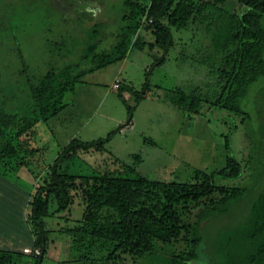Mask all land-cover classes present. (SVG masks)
<instances>
[{
    "label": "trees",
    "instance_id": "trees-1",
    "mask_svg": "<svg viewBox=\"0 0 264 264\" xmlns=\"http://www.w3.org/2000/svg\"><path fill=\"white\" fill-rule=\"evenodd\" d=\"M235 4L245 8L235 11ZM17 10L32 14L33 29L28 35L41 37L45 55L39 67L32 66L20 41L16 42L14 55L22 66L14 70L13 86L20 96H12L7 87L0 90V176L16 180L13 173L26 168L38 182L28 217L35 235L32 246L41 247L42 253L0 249V264H16L23 254L36 257L40 264L47 248L49 217L63 212L70 219L76 205H83L81 217L63 229L75 250L83 249L86 242L93 247L110 242L113 248L103 264H119L124 252L138 256L143 264H186L200 255L203 222L215 215L234 214L233 207L241 209L244 203L247 209L238 214L235 225L219 231L208 250L215 264H264V173L253 187L217 183V177L237 179L244 171L242 161L232 152L230 133L225 135L224 166L213 171L198 169L190 181L150 179L115 156L92 173L63 168V161L82 152L106 150L107 143L132 121V114L107 136L94 140L73 137L53 162L32 167L40 164L35 160L45 149L39 145V122L49 121L66 108V95L88 73L125 59L136 47L158 48L155 64H163L176 44L175 28L198 27L211 34L212 53L203 57L210 66L211 80L192 91L176 90L172 101L185 110L199 111L203 103L211 102L241 113L242 120H252L264 138V112L260 110L264 0H80L73 4L19 0ZM111 36L116 39L113 47L100 52V45ZM122 88L119 79L120 97L132 108ZM23 99L28 101L22 103ZM261 148L259 154L264 158ZM53 203L58 205L55 210ZM169 247L173 250L163 249ZM79 258L87 264V253Z\"/></svg>",
    "mask_w": 264,
    "mask_h": 264
},
{
    "label": "rangeland",
    "instance_id": "rangeland-1",
    "mask_svg": "<svg viewBox=\"0 0 264 264\" xmlns=\"http://www.w3.org/2000/svg\"><path fill=\"white\" fill-rule=\"evenodd\" d=\"M57 1L73 4L80 0ZM18 4L19 0H0V90L10 88L15 98L20 95L13 86L14 70L22 66L14 55L16 42L20 41L24 57L32 66L39 67L45 55L41 37L33 39L28 35L33 29L32 14L18 11ZM244 8L239 4L233 6L238 12ZM174 36L176 44L161 65L155 64L158 48L151 51L148 47H136L125 59L88 73L75 91L66 95L69 105L49 121L39 122V145H45V149L35 160L40 164L36 162L32 167L53 162L73 137L94 140L107 136L124 125L132 114V126H127L125 131L121 129L107 143L106 150L82 152L63 161V168L71 173H92L115 156L134 165L150 179L190 181L198 169L213 171L224 166L228 153L225 135L230 133L232 152L242 161L244 171L237 179L217 177V183L253 187L264 173V158L259 154L261 147L264 151V138L253 127L252 120L243 121L241 113L235 114L211 102L203 103L202 108L195 111L185 110L172 101L176 90L192 91L211 80L210 66L203 59L212 53L211 34H204L198 27H189L175 28ZM115 41L111 36L100 45L99 51L110 50ZM117 78L122 80V92L132 108L115 88ZM129 85L146 96L138 97L139 92L131 90ZM17 101L21 103L20 98ZM26 101L28 99H23L22 103ZM261 104L260 110L264 112V97ZM13 176L31 183V174L26 168ZM246 205L243 204L245 208L241 206L242 210L234 206V214L223 213L205 220L201 227L204 242L200 255L186 264H215L208 245L213 244L219 231L235 225V219L239 213H244ZM57 206L53 203L51 209ZM74 208L70 219L64 217L63 212L49 217L47 248L40 264H82L79 257L84 253H87V264H103L109 255L113 248L110 242H100L94 247L86 242L83 249L77 250L71 246V236L63 229L75 225L82 215L83 205ZM143 263L130 252L122 253L119 261V264ZM16 264H36V257L23 254Z\"/></svg>",
    "mask_w": 264,
    "mask_h": 264
},
{
    "label": "crops",
    "instance_id": "crops-1",
    "mask_svg": "<svg viewBox=\"0 0 264 264\" xmlns=\"http://www.w3.org/2000/svg\"><path fill=\"white\" fill-rule=\"evenodd\" d=\"M31 180L29 184L0 176V249L23 253L25 246L34 243L28 214L38 182H34L32 174Z\"/></svg>",
    "mask_w": 264,
    "mask_h": 264
},
{
    "label": "built area",
    "instance_id": "built-area-1",
    "mask_svg": "<svg viewBox=\"0 0 264 264\" xmlns=\"http://www.w3.org/2000/svg\"><path fill=\"white\" fill-rule=\"evenodd\" d=\"M114 86H115L116 88L119 87V79L116 80V82L114 83ZM127 126H132V121L126 123V124L122 127V130L125 131V128H126ZM23 251H24V252H27V253H34L35 255H40V254L42 253V249H41V247H35V248H34L33 246H30V245L25 246V247L23 248Z\"/></svg>",
    "mask_w": 264,
    "mask_h": 264
},
{
    "label": "bare ground",
    "instance_id": "bare-ground-1",
    "mask_svg": "<svg viewBox=\"0 0 264 264\" xmlns=\"http://www.w3.org/2000/svg\"><path fill=\"white\" fill-rule=\"evenodd\" d=\"M128 123V122H127Z\"/></svg>",
    "mask_w": 264,
    "mask_h": 264
}]
</instances>
